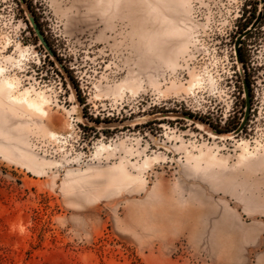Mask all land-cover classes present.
Here are the masks:
<instances>
[{
    "label": "rangeland",
    "instance_id": "1",
    "mask_svg": "<svg viewBox=\"0 0 264 264\" xmlns=\"http://www.w3.org/2000/svg\"><path fill=\"white\" fill-rule=\"evenodd\" d=\"M25 1L63 68L0 0V77L50 101L0 95V264H264L260 0Z\"/></svg>",
    "mask_w": 264,
    "mask_h": 264
},
{
    "label": "bare ground",
    "instance_id": "2",
    "mask_svg": "<svg viewBox=\"0 0 264 264\" xmlns=\"http://www.w3.org/2000/svg\"><path fill=\"white\" fill-rule=\"evenodd\" d=\"M5 69L4 66L0 65V76L3 75V73H6L4 72ZM15 84H16L15 78H11L10 76H4L3 78L0 77V95L1 93H4L10 99V101L13 102L14 105L19 107L23 106L26 109V111H28L29 114H33V113L42 114V115L48 114L49 110L47 106L48 104H50L49 103L50 101L48 96L44 93V91H37L35 95H33L32 90L27 88L24 89L22 92H19L17 95L14 93L15 94L14 95L12 92L16 87ZM193 85H190L189 89H193ZM160 114L158 116H170L164 113H160ZM48 134L50 135V137L51 136L58 137L60 135L54 131H48ZM242 145L245 151L249 153L250 151L248 145L245 142H242ZM103 148L104 146L102 145L101 149ZM196 158L199 160L206 158L207 161L217 160L216 154H214L213 152L207 154L204 152V150H200V153L196 155Z\"/></svg>",
    "mask_w": 264,
    "mask_h": 264
},
{
    "label": "water",
    "instance_id": "3",
    "mask_svg": "<svg viewBox=\"0 0 264 264\" xmlns=\"http://www.w3.org/2000/svg\"><path fill=\"white\" fill-rule=\"evenodd\" d=\"M21 4L23 5L25 12L27 14V17L38 37V39L40 40V42L43 44V46L47 49V51L52 54L56 60V62L59 64V66L61 68H63L62 64L58 61V59L56 58V56L53 54V51L47 41V39L45 38L41 28L38 25V22L34 16V14L32 13V11L30 10L28 4L26 3L25 0H20ZM263 3L264 0H260V9L258 11V14L256 15L255 19L248 25V27H246L241 33L240 35L237 37L236 42H235V49L237 52V56H238V64L240 66V74L242 76V80L244 82V92H245V100H246V105H245V113L243 116L242 121L240 122V124L237 126L236 129L233 130V134H237L239 133L243 127L245 126V123L247 121L248 115H249V109H250V92H249V87L245 78V71L243 69V67L241 66V54H240V50H239V46L241 44V40L242 38L248 34L252 29H254L261 20V15H262V8H263ZM164 114L166 115H171L170 112H165ZM174 115H180V116H184V117H188V118H192L193 116L189 113H175Z\"/></svg>",
    "mask_w": 264,
    "mask_h": 264
},
{
    "label": "flooded vegetation",
    "instance_id": "4",
    "mask_svg": "<svg viewBox=\"0 0 264 264\" xmlns=\"http://www.w3.org/2000/svg\"><path fill=\"white\" fill-rule=\"evenodd\" d=\"M260 2V1H259ZM258 8H259V6H258ZM258 8H251L250 10H249V12H248V17H246V18H248V19H252V21H253V19H255V17H256V15L258 14ZM260 9V8H259ZM252 15H254V17L252 16ZM261 20H264V3H263V8H262V15H261ZM260 20V21H261ZM251 69H250V67L248 66V75H249V77H250V74H251ZM250 85H251V83H250Z\"/></svg>",
    "mask_w": 264,
    "mask_h": 264
},
{
    "label": "trees",
    "instance_id": "5",
    "mask_svg": "<svg viewBox=\"0 0 264 264\" xmlns=\"http://www.w3.org/2000/svg\"><path fill=\"white\" fill-rule=\"evenodd\" d=\"M252 16L254 17V15H252ZM251 22H252V20H251L250 22H248V24H246L245 27H244L243 29H245L246 27H248V25H249ZM38 25H39V24H38ZM238 125H239V124H237V122H236V124H234V125L232 126V129H231V130L236 129Z\"/></svg>",
    "mask_w": 264,
    "mask_h": 264
},
{
    "label": "built area",
    "instance_id": "6",
    "mask_svg": "<svg viewBox=\"0 0 264 264\" xmlns=\"http://www.w3.org/2000/svg\"><path fill=\"white\" fill-rule=\"evenodd\" d=\"M71 122H72V124H73V118L70 120Z\"/></svg>",
    "mask_w": 264,
    "mask_h": 264
}]
</instances>
